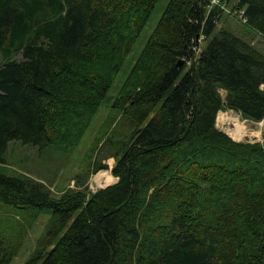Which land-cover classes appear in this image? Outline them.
Segmentation results:
<instances>
[{"label":"trees","instance_id":"trees-1","mask_svg":"<svg viewBox=\"0 0 264 264\" xmlns=\"http://www.w3.org/2000/svg\"><path fill=\"white\" fill-rule=\"evenodd\" d=\"M156 2L0 0V164L13 140L69 153L96 122L75 181L107 167L97 150L118 177L53 195L0 172V206L54 216L22 264H264V140L215 127L225 107L264 118V54L216 26L227 15L264 38V0H169L102 116ZM12 256L0 235V264Z\"/></svg>","mask_w":264,"mask_h":264},{"label":"rangeland","instance_id":"rangeland-1","mask_svg":"<svg viewBox=\"0 0 264 264\" xmlns=\"http://www.w3.org/2000/svg\"><path fill=\"white\" fill-rule=\"evenodd\" d=\"M168 2L169 0H157L145 26L132 45L123 66L111 85L107 93V99L101 104L97 113L100 111L101 115L105 116V107L109 105L112 97L119 90V87L128 74L142 47L147 42L150 33L156 26ZM216 26L217 28L223 26L233 34L246 38V40L264 54V38L253 31L247 33V28L238 23L235 19L223 15L216 23ZM203 43L204 42H199L200 45ZM17 57H19V55H17ZM3 60L4 59L0 54V64ZM226 110H231L232 112ZM223 112L227 116L231 115L235 117V119L238 118V121H236L241 123V126L243 127L236 126L233 120L227 118L223 121L222 118V120L220 119L221 122H218V124L223 126L220 130L224 132L232 131L235 133L233 135H238L240 137L238 140H248L245 142H252L249 140L257 138L261 141L264 140V118L256 122L244 117L239 111L233 110L229 107H225L222 113ZM240 129L242 130L240 131ZM98 130L99 127L97 123L93 122L85 132L77 147L69 153L59 152L50 147L46 148L44 152L41 153L37 148L30 144H23L18 140L10 141L6 152V161L5 163L0 164V172L6 175L27 176L30 177L31 180L40 181L48 187L53 195H58L67 188H81L86 191H92L93 189L104 187L114 179L113 177H110V175H106L104 170L99 171L98 174L94 176V180L91 178L95 173L91 174L81 187L77 186L75 181V178L82 176L88 168V162L90 161L88 153L90 148H92L91 142L96 134V138H98L100 133ZM257 131L260 132L258 133ZM229 135L233 137L232 133ZM103 153L104 151L100 152L97 150L99 161L101 163L112 164L114 160L112 156L100 159ZM100 172H103V174L99 176ZM101 177L103 178L101 179ZM99 184H102V186H99ZM53 221L54 216L50 208H42L38 210L30 207L15 208L8 205H1L0 235L4 242V247L10 250L13 254L9 263L6 264H22L29 256H31L32 250L37 241L46 233V230L53 224ZM59 235L60 233L55 235L53 241H55ZM41 242L44 243L45 238L41 237ZM3 253L6 254L8 251L3 248Z\"/></svg>","mask_w":264,"mask_h":264},{"label":"bare ground","instance_id":"bare-ground-1","mask_svg":"<svg viewBox=\"0 0 264 264\" xmlns=\"http://www.w3.org/2000/svg\"><path fill=\"white\" fill-rule=\"evenodd\" d=\"M234 116H235V115H234ZM227 118L230 119V120H233L236 126H241V123L237 122V121H238V118L235 119V117H233V116H231V115L227 116V115L225 114V116H224V120L227 119ZM236 120H237V121H236ZM224 123H225V122H224ZM241 127H243V126H241ZM244 128H245V127H244ZM246 128H247V127H246ZM241 130H242V129H240V131H241ZM244 130H245V129H244ZM247 132H248V131H247ZM257 132H258V131H257ZM227 133H229V134L232 133V135L235 134V133H233L232 131H231V132H227ZM243 133H244V132H243ZM252 133H253V132H252ZM258 133H259V132H258ZM246 134H247V133H246ZM231 137H232V136H231ZM233 137H234V139H236V140H238V139L240 138L238 135H233ZM233 137H232V138H233ZM257 139H259V138H257ZM257 139H256V140H257ZM240 140H241V139H240ZM101 174H103V172H100V173H99V176H100ZM96 179H97V178H96ZM100 181H101V180H100Z\"/></svg>","mask_w":264,"mask_h":264},{"label":"built area","instance_id":"built-area-1","mask_svg":"<svg viewBox=\"0 0 264 264\" xmlns=\"http://www.w3.org/2000/svg\"><path fill=\"white\" fill-rule=\"evenodd\" d=\"M215 5H218L221 8H224V4L221 2V0H209V6L210 7H213Z\"/></svg>","mask_w":264,"mask_h":264},{"label":"water","instance_id":"water-1","mask_svg":"<svg viewBox=\"0 0 264 264\" xmlns=\"http://www.w3.org/2000/svg\"><path fill=\"white\" fill-rule=\"evenodd\" d=\"M183 63V61L180 59V60H178V65H181Z\"/></svg>","mask_w":264,"mask_h":264},{"label":"clouds","instance_id":"clouds-1","mask_svg":"<svg viewBox=\"0 0 264 264\" xmlns=\"http://www.w3.org/2000/svg\"><path fill=\"white\" fill-rule=\"evenodd\" d=\"M256 142H262L260 139H257Z\"/></svg>","mask_w":264,"mask_h":264},{"label":"crops","instance_id":"crops-1","mask_svg":"<svg viewBox=\"0 0 264 264\" xmlns=\"http://www.w3.org/2000/svg\"><path fill=\"white\" fill-rule=\"evenodd\" d=\"M103 177H101V179H102Z\"/></svg>","mask_w":264,"mask_h":264}]
</instances>
